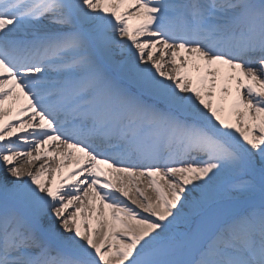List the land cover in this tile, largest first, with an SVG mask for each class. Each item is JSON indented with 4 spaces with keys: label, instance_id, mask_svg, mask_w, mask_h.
<instances>
[{
    "label": "snow or ice",
    "instance_id": "6c2138e0",
    "mask_svg": "<svg viewBox=\"0 0 264 264\" xmlns=\"http://www.w3.org/2000/svg\"><path fill=\"white\" fill-rule=\"evenodd\" d=\"M0 264H264V0H0Z\"/></svg>",
    "mask_w": 264,
    "mask_h": 264
},
{
    "label": "bare ground",
    "instance_id": "6f19581e",
    "mask_svg": "<svg viewBox=\"0 0 264 264\" xmlns=\"http://www.w3.org/2000/svg\"><path fill=\"white\" fill-rule=\"evenodd\" d=\"M151 194V193H150Z\"/></svg>",
    "mask_w": 264,
    "mask_h": 264
}]
</instances>
